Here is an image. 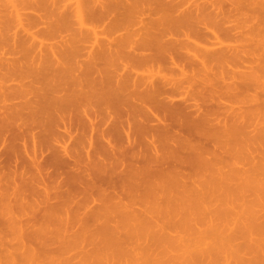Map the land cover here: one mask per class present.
I'll return each mask as SVG.
<instances>
[{
  "label": "rangeland",
  "instance_id": "1",
  "mask_svg": "<svg viewBox=\"0 0 264 264\" xmlns=\"http://www.w3.org/2000/svg\"><path fill=\"white\" fill-rule=\"evenodd\" d=\"M77 3H80L81 5L83 4L82 11H84L82 12V15L85 21V27L83 28L80 26L82 23L79 21L78 16H76L78 15L76 13ZM75 4L76 6L74 7L73 5ZM163 37L170 45L171 41H174L175 43L177 42L176 45H173L176 48L175 50L174 48H170L175 51V53H171L172 56H168L170 55V52H164L161 54V51L156 50L151 53L150 50V52L146 50V47L144 46L145 44L150 43V46L151 42L153 43V39L160 41ZM97 39L98 41L100 40V43L98 42L97 44L99 45L98 48L94 43V40ZM148 39H151V42ZM163 40L162 43L161 41L160 43H164V48L168 51V46L170 45L167 46ZM120 42H124V44L121 45ZM158 43L154 40L153 45ZM222 43L223 46H228V48L223 47L225 48L224 50L227 49L230 52L228 53L226 50L224 56L227 55V58H225L226 56H223L225 59L222 58L223 60H221L220 58V61L217 62L214 58V54L222 52ZM42 44L45 45L43 46ZM107 44H109L113 51H110L107 56H104L103 49H108L109 46L105 47L103 45ZM111 44L114 46L112 47ZM141 44L144 46L143 48H145L143 51H148L146 52L148 55L156 54L155 52L160 53L159 56L157 55L158 53L155 55L157 56V60L155 59L156 61L160 58V61H158L159 65L157 62L155 63L158 65L156 68L154 64L150 62H148V64L151 66H146L148 65L147 63L144 65L132 63L133 59L129 55L130 53L132 54V51L135 52V50H138L136 52H139L138 54L143 52L141 51ZM122 46H125L128 49H125V47L121 48ZM138 46L140 47L138 48ZM149 46H147V48H149ZM150 47L152 48V46ZM95 48L96 50H94ZM198 48H201L202 50ZM204 49L206 50L205 53L209 54L210 57L213 55L212 57L216 62L211 63L212 61L209 60L210 62L208 64H211L212 68H209V66H207L208 64H206V66H202L203 69L200 66L196 70L195 66V71L192 70L195 73H198L201 78L202 75L200 74L202 73L203 79L206 76H209L207 81L206 79L205 81L198 79L196 84L201 82V85L204 84V87H206L205 89L209 88L210 92L209 94L207 92L208 90H205L202 87L205 93H207L205 94L204 91L202 92V96L203 94L207 96L205 98L197 96V93H195L197 99L198 97H201V99H198L202 101L201 106L200 101L197 105L201 108L199 114L200 116L203 115V118L197 113L193 118L196 117L197 121L199 120L198 122L203 121L202 125L204 120L205 122L206 120L212 122H209V124L208 122H206L207 124L204 123L208 127L204 125L203 127L205 129L202 127L203 129L201 131L203 133L201 136L209 132V134H207L208 136L210 135V137L207 138V135H205L204 138L201 137L203 140L199 139L200 143L199 141L197 143L198 139L196 136L198 135L194 136L192 134L193 137H196L194 142L197 144L194 143L196 145H193L192 143L193 147H196L193 149L196 152L190 151L189 148H184L183 153L181 152V155L179 154L180 157L175 150H178L179 148L177 147L178 140L175 142V144L177 143L176 148L174 143L171 144L172 139L171 142L165 140L168 143H165L164 145L161 143L163 140L160 141L161 138L158 137L161 146L167 147L170 143L169 146L171 150L173 149L176 151V154H167V151H170V149L168 150L169 147H167L166 154H164L168 156L175 154L177 157L175 155V157L169 156L172 159L168 160L167 156V158L165 157V161H168L166 162L169 166L173 164V167H178L179 169H177V171L180 172L182 170L183 173L182 171L181 173L185 174V176L187 175L188 178L186 176L180 180L179 184L176 183L177 181H175V177L177 176L175 172H172L175 168L172 170V167H169L166 163L167 166L164 168H169L170 171L172 170L171 174L173 173V177H171L172 180L175 179V182L170 181L171 174L168 171V174L164 177L167 176L168 178L169 175L168 179L170 180L158 175L161 177H157L160 182H157V179L152 181L150 179V182L143 185L137 182L141 184V186H139V184L132 182L127 177H124L125 179H120L123 176H118L117 174L123 170L122 168L121 171L118 170L117 174L115 173L116 175H113L115 178L111 177L109 179L113 180L119 177L117 184L114 183L117 180L113 181V184H116L117 188L113 189L110 187L112 189H107L109 193L106 192V195L112 196V200L110 197L109 199L113 203L115 202L116 204H119V202L122 201V206L124 207L117 208L118 210H115L114 208H110V210L107 209L108 213L105 215L101 213V216L99 215L101 209H99L98 214L96 213V219L100 216V220H96L91 215L89 216L92 218L82 215H88V211L84 210L85 206L90 205L92 208V205H94L93 208L97 206L98 209V206H100L101 203L95 202L98 198L96 200L92 198L91 192L93 193L94 189H91V191L89 189L90 193L86 192V190H83L82 192L84 186H79L81 185L79 184L80 182L76 184L77 186L74 184V182H77L76 177L78 175L87 174L88 171V175L92 174V176L91 178H86L87 182H92V179L100 180V178L107 174L101 176L102 173L99 169H102V167L100 166L98 168V163H94L91 158L88 159L87 155H84L85 157L83 155V157H79V160H81L78 163L80 164L77 163L75 169H73L75 160L68 156H64V162L62 161L63 165L61 162L55 164L54 161H51L53 160L54 152L49 149L46 150L45 148V150H43L42 148L44 145L41 144L43 141H39V139H36L35 141L34 138L33 140L32 134H34L35 131L37 133L41 132L42 129L45 128L44 125L50 122L49 119H58V116L62 114L65 118L67 117L68 121H71L77 119V116H79L78 118L83 116L82 118L87 119V116L85 115L86 113L90 116H96V110H99L98 112L104 114L107 111H111L113 108H115L114 110L118 109V113L121 109L125 111V104L128 103L129 100L130 103H136L135 98L129 96V94L131 95L130 92L126 93V99L125 93H121L125 84H123L124 86L121 85L122 88L118 90V95L120 94L119 97L122 95L121 99L123 100L118 98V101H116L114 99L117 103L121 101L119 103L120 105L116 104V102L114 103V100L111 101V95L115 93L117 94V92H114L115 89L113 88H116L114 86H117V83H115L117 82L116 79H119L120 81V75L132 71V74L137 73L139 77L143 76L144 78H146L147 75L150 76L148 78H151V76L153 77L154 75L155 77L152 79H158L157 81L162 77L168 76L170 78L171 75L169 74L171 72L173 73L176 70L179 72V69L184 71V67L186 69L187 65L190 66V59L188 61L186 56L190 57L193 54H202ZM213 51H215V53H213ZM92 52H95V55L97 53L103 55V57L101 56L102 58L100 57L101 61L97 59V55V60L95 59L97 62L95 60V62H93L95 57L93 58V56L90 55ZM145 52L142 54H145ZM110 53L114 54L111 55ZM88 55H90V58L92 56L91 62V59H88ZM173 55L176 62L173 61ZM162 56H165V58L167 57L168 59H166L168 61L163 59L164 57L162 58ZM170 57L172 59H170ZM213 58H211V60H213ZM133 65L135 67L131 68ZM168 67L170 68V71ZM157 68L158 70L156 71ZM194 68L192 66L190 69ZM204 68H209L208 70H211L208 72V70H204ZM159 69L161 70V73L159 72ZM190 69L188 68L187 71ZM199 70L204 71L201 72ZM140 74L142 76H140ZM117 75L120 78H118ZM160 75L163 76L160 78ZM226 78L227 80H225ZM204 82L208 83L205 84ZM196 84L194 85L197 87ZM211 85H213V88ZM128 86H130V84H128ZM191 86L188 85L186 88L189 89L188 87ZM76 87L77 90L86 91V94L91 93V96L109 94V100L107 98L109 102L104 104L106 100H102V98L101 100L104 101L103 103H100L97 100L100 103L99 105L96 103V100H92L88 105L86 104L87 106L85 105L81 109L80 105L82 103L78 105L79 103L77 102L78 104H76L75 102L82 112L73 111L75 113L71 114L69 117L68 113H65V111L68 112L70 108H67L68 110H66L64 105L68 100L64 101L63 97L66 99L70 94L72 96L74 91L75 93H79V91L75 90ZM81 87H84V89L81 90ZM186 88L184 87V90L182 89L180 92H191V90L195 89L190 88L187 90ZM86 89L88 91L90 90V92H87ZM117 89L118 87L116 90ZM199 89H201V87H199ZM213 90L215 92H213ZM20 92H23L24 94ZM192 92L194 93L195 91L193 90ZM19 93L23 95H20ZM193 93L191 95H193ZM216 93L221 95L220 100L219 95L217 97ZM11 94L13 95L10 96ZM4 96L6 97L4 98ZM71 96L67 99L71 98L69 101L72 102L74 96L77 97V95L74 94L73 97ZM186 96L187 94L185 97ZM102 97H104V95ZM8 98H10V103ZM22 98L26 99H23L24 101H22ZM104 98H106V95ZM181 99L182 98H179L177 102H181ZM76 100L77 99L73 100V102ZM27 101H30L33 104L31 103L30 106L28 105L29 103L25 104ZM13 102L16 104H22V102H24V106L28 105L29 107L26 106L25 109L19 107L21 106L19 104V106H14L16 112L10 111L11 108L9 107L8 111L10 112H5V107L6 110L7 106H10L11 104L13 107ZM68 102L66 105L71 106V103L69 104ZM5 104L7 106H5ZM0 106V116L2 118L4 117V112L9 115L14 112V116L12 115L14 117L13 121H11L13 119L10 117L11 115L8 116L5 114V116H8H6L7 120L8 118L10 120L8 121L9 124L11 123L10 127L14 124L13 122H15V120L19 122L17 126H12L9 130L7 128L9 127L8 124L5 132L1 133L4 124H7V120L5 117V120L3 119L1 121L2 118L0 117V121L2 122H0V124L1 127H3H0L2 129H0V133L3 137L2 139L0 135V139L3 141L0 140V178H2V176L4 178L5 176L7 181L9 179L7 182L6 180L3 181L2 178L1 180L3 182H0L2 187L5 186V188L0 186L1 190L3 189L2 191L0 190V192H2L0 196L3 197H0V202H3L0 203V264H264V0H0ZM61 106L65 109L61 108ZM73 107L75 108V105H72L70 111ZM182 108L184 110L186 106H183ZM140 110L142 109L140 108ZM148 110L149 109H147L146 114V110L141 111V113H144L141 114L144 117H142L143 120H145V117L148 118L149 115H153V113L151 114L152 110L151 112ZM188 111H191L190 113H192L195 112V109ZM188 111L186 110L187 113ZM138 112L136 113L138 114ZM16 114L17 117L15 118ZM122 114L124 115L123 111ZM139 114L137 115L138 121L135 119V114L132 118L134 120L131 121L129 126L127 125L128 127L126 126V129L129 127L133 128L136 134V131H138L136 129H139L138 133L140 134V128H138L137 125L142 121L139 120ZM112 115L114 116H112V120L110 119V121H108V126H110L111 121L117 119V115ZM206 115H210L214 120L211 119V117L208 118ZM124 116H126V114ZM125 118L124 121L127 120H125ZM193 118H190L191 123L193 120L196 121V119ZM55 119H53L55 122L58 121ZM34 120H36V122ZM53 120L50 124L53 126L55 124L53 128L51 127L54 130L57 129V125L56 123H53ZM26 121H28V123H24L22 128L19 129L21 124H23L22 122ZM167 121V123L164 122V124L161 123V125H170V128L173 125L174 127L170 130V136H166L168 139L182 137L180 139L181 142H185V140H183L184 138H186V141L187 138L189 141L193 139L192 136L190 137L191 132H189V129L187 128V124L189 125V123L186 124L187 120L184 121V125H186L185 127L177 126L179 123L174 125L176 122L174 120L173 124H171L172 119L170 122V119L167 118ZM43 122L45 123L44 125ZM36 124L39 126L37 127ZM50 124L48 125L50 126ZM192 124H194V122ZM32 125L34 128L37 127L38 131L35 130L31 134L30 131L32 130ZM60 125L63 124L61 123ZM40 127L42 128L41 131H39ZM29 128L31 130H28ZM191 128L194 129V126ZM24 129L25 131L27 129V132L29 131L28 134L30 133L29 136L31 137L26 135L29 139L23 135L25 133ZM203 130H205L206 133H204ZM14 131L16 132L14 133ZM27 132L25 134H27ZM152 132H150L151 135H149L151 141L152 138H154V132ZM21 133L22 135L20 136H24L22 139L21 137L18 138ZM144 133L145 132L142 131V135L139 136L143 139H140L139 137L136 138L138 139V145L143 144V146H146L144 144H147V146L144 147L146 151L151 142L148 139V134L150 133ZM219 133L221 134V138H218L220 135ZM116 134L118 135L114 134V136L117 138L119 147L121 148V146H123L128 149L130 144H127V138L124 134L122 135L120 133V136H124L121 137L120 140L119 133ZM139 134H137V136ZM143 134H147V137H142L144 136ZM159 134L163 136V131L159 132L158 135L155 134V138L160 136ZM164 135H166V133ZM132 136L134 135L132 134ZM216 137L218 138V144ZM25 138L28 140H25ZM134 139L135 138H133V140ZM137 139H135V141ZM122 140L124 142H122ZM201 141L206 147H203L204 145ZM24 142H27V144L29 143L30 145L27 146ZM34 142L37 145H35ZM69 143L71 144V142H68L67 144L70 145ZM98 144L99 147L100 144L102 146V144H106V142L100 141ZM134 144H136V142ZM68 145L65 146L68 147ZM157 145H159V143ZM18 146L20 148H18ZM201 146L205 150L208 146L209 149H207L209 151L203 150ZM14 147L20 155L14 150ZM197 147H199L198 149L201 150V153H207L204 155V157H207L205 159L216 164L217 169L213 164V169L210 167L212 171L206 169V165L204 166L205 168L202 165L198 166L199 164L197 165L198 169L195 167V164L197 163L191 159L195 157L194 153L199 155ZM180 148L179 150L182 151ZM35 149L36 154H39L37 157ZM38 149H41L43 152L41 150L37 152ZM73 150L74 147L73 149L70 147V151ZM130 150L131 147L127 150V154L124 155L121 153L123 156L119 154V157H121L120 161L113 164L114 168L119 167L123 160L124 162L125 160L127 162L130 160L131 162L135 161L136 158L133 157V154L131 152L129 154L128 152ZM173 150L172 152H174ZM15 151L17 156L13 153ZM28 151L29 154L31 153L30 155L28 154ZM32 151H34V153ZM123 151L125 150L123 149ZM148 152L147 154H144L153 157L151 151L149 153L151 155H149ZM161 152L163 151L161 150ZM209 152L210 156L208 155ZM33 154L36 159L39 158L38 160L40 163H31L34 162L33 160L31 161V159L35 158L33 157ZM131 157L132 159L134 158V160H132ZM175 158H178L177 160L181 158V161L179 160L176 162L174 160ZM140 160L141 159L139 158V161ZM137 161L138 160L136 159L135 162ZM174 161L176 162L175 164ZM192 162H195V164L192 165ZM30 164H32V169L29 167ZM127 165L125 164V166ZM27 166L28 170L30 169V172L25 170ZM34 166L38 167V169ZM145 166H147V164L144 165V163H142V167L144 168ZM153 166L154 164H152V167ZM40 167L42 168L39 169ZM111 168L112 166L110 169ZM146 168L147 167L144 169ZM40 170H44V172H41ZM23 171L29 174L34 173L31 175L33 178L27 175V177H25L26 173L24 174ZM109 171L111 170L108 169L107 172ZM41 173L43 174L40 176ZM35 174H37L36 177H34ZM95 176H99L100 178H94ZM12 177L17 181L15 180L14 182ZM34 179H36V181ZM33 180L38 183V186L37 184L35 185V183L33 184ZM43 180H45V183H42ZM120 180H123L122 184H119L121 183ZM181 181L182 183H185L182 184ZM23 182L28 183L24 184ZM111 182L112 181H109V185L105 187L108 188ZM162 182H164V184ZM17 183V186H10L11 184L15 185ZM47 183L48 185L50 184L54 190L50 186L45 185ZM100 183L101 182L98 183V187H100ZM154 183H156V185ZM147 184H150V186ZM54 185L56 187H54ZM154 185L157 187H151ZM46 186L52 190L51 196L49 195L50 190L45 191ZM59 186L60 189L62 188V192H67L68 189V191L71 190L74 196L71 194V196H73L70 198L71 200H59V202L57 199H54L55 201H51L53 205L56 203V206H60L63 202L64 205L67 204V207L66 205L64 207L65 210H62L63 213L59 210L61 208L63 209V207L59 206V208H55L56 210L54 209L56 213L53 209L47 211L46 208L50 207L49 205H52L47 196L55 198L57 196L55 194L59 193L57 190L60 191ZM72 186L74 190L71 189ZM10 187H14L13 190L10 189ZM17 187V190H19L20 193L16 190ZM30 187H32V189ZM26 188H29L28 191L33 192V194L26 191ZM33 188L36 189L37 192L42 189L39 193L44 197H40L41 195L36 193V190ZM75 188L77 193L75 192ZM23 189L26 192H24ZM95 189L97 190V188ZM114 190L116 191L114 192ZM153 190H157V192H154ZM12 191L16 193L14 194ZM27 192L29 195L32 194L33 196L30 195V197L27 198L29 196L26 194ZM46 192L48 195L44 194ZM94 192L96 193V191ZM34 195L36 198L40 195L37 198L38 201L35 199ZM97 195L94 196L97 197ZM19 196L24 199L26 197L27 200H23ZM77 196L81 197L78 198ZM115 196H119L117 197L118 199H113ZM33 197L34 201H30ZM45 197L47 198L45 199ZM107 197L108 196L105 198ZM39 198H41L40 202ZM73 198H76V200ZM90 199H93L94 202ZM82 200H85L88 203L84 202V205ZM19 201L22 204L19 203ZM36 201L41 204L44 203V205L37 208L35 206L37 204ZM47 201L49 203H47ZM79 201H82V205L77 206ZM31 202H33L32 206ZM13 203L16 204V206ZM69 204L73 207L70 208ZM32 207L36 210L30 209ZM16 208H18L17 211ZM70 209L72 213L68 212ZM74 209L75 211L77 210V213L75 211L73 212ZM66 210L70 216H67ZM79 210L80 212H78ZM20 211L27 212V215H24L25 213L21 212V216ZM16 212L18 215L20 214L19 217L22 219L18 217ZM57 212L58 215H56ZM75 213L80 216L81 219H79V217L77 218ZM72 214L75 217H73ZM23 215L25 216L24 218ZM16 216L18 218H16ZM67 217H71L72 219H68ZM83 217L85 218L84 220H82Z\"/></svg>",
  "mask_w": 264,
  "mask_h": 264
},
{
  "label": "bare ground",
  "instance_id": "2",
  "mask_svg": "<svg viewBox=\"0 0 264 264\" xmlns=\"http://www.w3.org/2000/svg\"><path fill=\"white\" fill-rule=\"evenodd\" d=\"M79 1V0H78ZM81 4L80 3H77V6H76V4L75 5H73L74 7L76 6V13L78 14V15H76V16H78V18H79V21L82 23V25H80V26H82V28L83 27H85L84 25H85V21H84V19H83V15H82V12L84 11H82V6H83V4L80 6ZM72 8V7H71ZM73 9V8H72ZM73 11H75V10H73ZM18 15V14H17ZM22 16V15H21ZM82 16V17H81ZM20 18V17H19ZM18 18V19H19ZM80 23V24H81ZM86 27H87V25H86ZM85 29V28H84ZM152 39V38H151ZM151 39L149 40L150 42H151ZM164 39V40H163ZM163 39H160V41H161V43H162V40L165 42V44H167V46L168 45H170L169 44V42L167 43V41H165V38L163 37ZM154 40H155V42H159L158 44H155V45H153V43H154ZM157 39H153L152 41H153V43L151 42V45L150 46H152V48L149 46V44H145L144 46L146 47V50H150L151 51V53H152V51L154 52V51H161L162 53L161 54H163L164 52H170L169 54L170 55H168V56H172V54L171 53H175V47L173 46V45H176V43L174 42V41H171L170 43H171V45H172V47H171V45L170 46H168V48H169V50L168 51H166L165 50V46H164V43L163 44H161L160 43V41H156ZM95 42V45L97 46V48H98V46L99 45H97L98 44V42L100 41H98V39L97 40H94ZM97 41V42H96ZM147 41V40H146ZM100 43V42H99ZM121 43V42H120ZM144 43V42H143ZM142 43V44H143ZM173 43V44H172ZM101 44H102V42H101ZM124 44V42L123 43H121V45H123ZM142 44H141V46H142ZM159 44H161V45H159ZM221 44V43H220ZM219 44V45H220ZM43 45V44H42ZM45 45V44H44ZM43 45V46H44ZM119 45V44H118ZM149 46V48H147V46ZM158 45V46H157ZM163 45V46H162ZM217 45V44H216ZM218 45V46H219ZM103 46H109V44H107V45H103ZM111 46H112V44H111ZM114 46V45H113ZM112 46V47H113ZM117 46V45H116ZM135 46H136V44H135ZM144 46H142V48H141V51H143L145 48H143ZM153 46H155V47H153ZM125 46H122L121 48H124ZM140 46H138V48H139ZM222 48L223 47H226V48H228V46H223V43H222V46H221ZM170 48H174V50L173 49H170ZM220 48V47H219ZM222 48H220V49H222ZM112 48L109 46L108 47V49H103V54H104V56H107V54H109V52L111 51H113V50H111ZM125 49H128L127 47H125ZM198 49H201V48H198ZM225 48H223L222 49V52H219V53H217V54H214V58H215V60L218 62V61H220V58H221V60H223V59H225V58H227V55H225L224 56V52L227 50H224ZM94 50H96V48L94 49ZM135 50V49H134ZM140 50V49H139ZM165 50V51H164ZM172 52H171V51ZM202 50V49H201ZM215 50H219V49H215ZM121 51H122V49H121ZM120 51V52H121ZM138 51V50H137ZM136 50H135V52H133L132 51V54L130 53V57H132V59H133V61H132V63H135V64H137V63H139V64H142V65H144V64H148V62H150V63H153L154 64V66H155V68L159 65L158 64V61H160V58L158 59V61H156L157 60V56H155L158 52H155L156 54H150V55H148V54H146V52H148V51H143V52H141L140 54H138V53H136L137 52ZM149 51V52H150ZM205 49H204V52H202V54L200 53L199 55H191L190 57H187L186 56V59H188V61H189V59H190V61H189V63H191V64H189L190 66H188L187 65V67L190 69L192 66H193V68L196 66V70H197V68L198 67H202V66H206V64H208L210 61H212L211 63H213V62H216L215 60H214V58L212 57L213 55H211V57L209 56V54H207V53H205ZM210 51V50H209ZM232 51V50H231ZM100 52H101V49H100ZM145 52V54H142V53H144ZM226 52H230V51H226ZM123 53V52H122ZM134 53H135V55H134ZM196 53V52H195ZM213 53H215V51H213ZM223 53V54H222ZM94 54V55H93ZM111 54V53H110ZM112 54H114V53H112ZM111 54V55H112ZM117 54H118V52H117ZM125 54V53H124ZM159 54L160 53H158L157 55L159 56ZM220 54H222V55H220ZM90 55H92L93 56V62H95L97 59L99 60V61H101V58L103 57V55H99L98 53L95 55V52H92V53H90ZM90 55H88V59L90 58ZM98 55V56H97ZM127 55H128V53H127ZM175 55V54H174ZM174 55H173V61L174 62H176L175 60H174ZM216 55V56H215ZM92 56H91V60H90V62L92 61ZM96 56L98 57L97 59H96ZM102 56V57H101ZM125 56H126V54H125ZM223 56L225 57V58H223ZM101 57V58H100ZM128 57V56H127ZM164 57V58H163ZM100 58V59H99ZM162 58L163 59H166L165 58V56H162ZM161 58V59H162ZM211 58H213V60H211ZM218 60H217V59ZM223 58V59H222ZM230 58L232 59V57L230 56ZM96 59V60H95ZM156 59V60H155ZM168 59V58H167ZM166 59V60H167ZM170 59H172L171 57H170ZM95 60V61H94ZM131 60V59H130ZM210 60V61H209ZM152 61V62H151ZM168 61V60H167ZM92 62V63H93ZM97 62V61H96ZM157 62V64L158 65H156L155 63ZM173 62V63H174ZM161 64V63H160ZM172 64V63H171ZM170 64V65H171ZM150 64H148V65H146V66H149ZM167 65V64H166ZM173 65V64H172ZM175 65H176V63H175ZM151 66V65H150ZM153 66V67H154ZM168 66V65H167ZM174 66V65H173ZM207 66H209V68H212L211 66V64H208ZM133 67H135L134 65L131 67V68H133ZM186 67V69H185V67H184V71H181L180 69H179V72H178V70H176V71H174L173 73L175 74H173L172 72L169 74V75H171L170 76V78L167 76V77H162L163 75H160V78L161 79H159V81H157L155 78L154 79H152L153 77H155L154 75H153V77L151 76V78H148V77H150L149 75H147V77L146 78H144L141 74H140V76H142V77H139L138 75H137V73L136 74H132L133 72L132 71H130V72H128V73H124V74H122V75H120V77L118 76V78H120V81H119V79H116L117 78V76H116V80H117V82H115V83H117L116 85L117 86H114V87H118V89L116 90V88H113V89H115V91L114 92H117V94L115 93V94H113V95H111V101L112 100H116V101H118V98H120V100H123V99H121V96L119 97V95H118V90H120V88H122L121 87V85H123V84H125V87H123V90H122V94H124L125 93V95H126V93H131V95L129 94V96L130 97H133V98H135V100H136V103H130V100H129V102L128 103H126L125 104V102H124V104L126 105H124L125 106V111L124 110H122L123 112H124V115L126 114V116H124L123 114H122V111H121V113H120V111H119V113H118V109L117 110H114L115 108H113L112 110H114V111H107L105 114L104 113H100V112H98L99 110H96L97 112V115L96 116H94V115H92V116H90V115H87V113L86 112H84V113H86L85 115L87 116V119H84V118H82V117H80V118H78L79 116H77L76 118L77 119H75V120H71V121H68L67 120V117L65 118L64 116H63V114L62 115H60V116H58V117H56V118H58V119H55V118H53V119H55V120H58V121H54L53 119H49V121L50 122H48V120H47V122H48V124H50L51 122H52V120L54 121L53 123H56V127H57V129H52L54 126H55V124H54V126L53 125H51L50 124V126L48 125V124H45L44 122H43V125L45 126V128L44 129H42L41 127H40V130L39 131H41V129H42V131L41 132H36L35 130H37L38 131V126L40 125L39 123V125L38 124H36L37 125V127H35L34 128V126L32 125L31 126V128H32V130L29 128L28 130H31L30 132H31V134L34 132V134H32V139L34 138L35 139V141H36V139H39V141H43V143L41 142V144H43L44 146H43V150H47V149H49V150H52L53 152H54V155H53V160H51V161H54V163L55 164H58V163H62V165H63V158H64V156H68V157H70L71 159H73V160H75L74 162H75V164H74V168L73 169H75V166L77 165V163L81 160H79V157L81 158V157H83L84 155H87V157H88V159H92L93 160V162L94 163H98L97 164V166H98V168L101 166L102 167V169H99V171L102 173V175L101 176H103V175H105V174H107L106 176H103L102 178H100L99 176H95L94 178H96V177H99L100 178V180H96V179H92V182H94V183H92V182H87V179L86 178H88V177H90L91 178V176H92V174L91 175H88L89 174V172L87 171V174H82V175H76L77 177H76V179H77V182H74V184L76 185L78 182H80L79 184H81V185H79V186H84V188L82 189V192H83V190L85 191L86 190V192H88V193H90L89 192V189H90V191H91V189L93 190V193L91 192V196H92V198H94V200H96L97 198V200L95 201V202H100L101 204H100V206H98V209H97V206H95L94 208H93V206L94 205H92V203L90 202V204L92 205V208L90 207V205H88V206H85L84 207V202H86L85 200L83 201V207H84V210H87L88 211V215H86V214H82V215H85V217H88L89 215H91L93 218H97V214H98V210L99 209H101L100 210V213H99V215L101 216V213L102 214H106V213H108V210L107 209H109L110 210V208L112 209V208H114L115 210L118 208H122V207H124V206H122L123 205V203H122V201H120L119 202V204L117 203H113V202H111V197L112 196H110V195H106V192L107 193H109V191L107 190V189H109L110 187H112L113 189H115V188H117V183H118V178L117 179H113V180H109L111 177L112 178H115V177H113V175L116 173L117 174V172H118V170H120L121 171V169L123 168V170L121 171V172H119L117 175L119 176V175H121V176H123L122 178H120V179H123L124 177H127V178H129L132 182H139V183H141L142 185L143 184H145V183H148V182H150L149 180L151 179V181L152 180H156L157 179V177L158 178H161V177H163V178H166V179H168L169 178V175H168V178H167V176L166 177H164L165 175H167L168 174V171L170 172V174H171V171L172 170H174V168H175V170L177 171V169H179L178 167H173V164L172 165H170L169 166V164L165 161V159L167 158V156L168 155H165L166 154V148L167 147H169L168 148V150L170 149V151H167V154H171V153H175L176 154V151H177V154L179 155H181V152L183 153V151H184V148L185 149H188L189 148V150L190 151H194V152H196L195 150H193L194 148H196V147H193V145H196L197 143H198V141H199V139H202L201 137H203L204 138V136L205 135H207V138L208 137H210V135L208 136V134H209V132H205V130H203L204 131V133H206L205 135H202L201 136V134H203L201 131H202V129L204 128L203 126L204 125H206L207 123L206 122H208V124H209V122H211V121H209V120H206V122H205V120H204V123H206V124H204L203 123V125H202V122H198L197 121V119H196V117L195 118H193L194 116H195V114L197 113V114H199L200 113V111L199 110H201V108H199L200 106H201V100H198V99H201V97H207V96H205V94H207V93H205V91H204V89L206 88V87H204V84H202L201 85V82L200 83H197L196 84V82H198L197 80L198 79H200V80H202V81H205V79H206V81H207V79L209 78V76L207 77H205L204 79H203V74L201 73L202 71H204V70H208L209 68H204V70H199V71H201L200 73V75H202V78L199 76V74L198 73H195L194 71H195V68L194 69H190V70H188L187 71V68ZM152 68V67H151ZM159 68V67H158ZM158 68L156 69V71L158 70ZM160 68H161V66H160ZM168 69H169V71H170V68L168 67ZM182 69V68H181ZM200 69V68H199ZM202 69H203V67H202ZM172 70H174V69H172ZM192 70H194V71H192ZM211 70V69H210ZM210 70H208V72L210 71ZM214 70V69H213ZM192 71V72H191ZM159 72L161 73V70L159 69ZM176 72V73H175ZM197 72V71H196ZM208 72H206V73H208ZM205 73V72H204ZM213 73V72H212ZM173 74V75H172ZM210 74H211V72H210ZM210 74H206V75H210ZM124 75V76H123ZM174 76V77H173ZM171 77H173V78H171ZM230 79V78H229ZM225 80H227V78L225 79ZM209 81V80H208ZM229 81V80H228ZM119 82V83H118ZM114 83V84H115ZM192 83H194V84H196L197 85V87L194 85V84H192ZM205 84H207L206 82H204ZM128 84H130V86H128ZM188 85H192L191 87H188L189 89L190 88H192L193 87V85H194V87L193 88H195V89H193L195 92L193 93L192 91L193 90H191V92L193 93V95H191L192 93L189 91H183V93H181L180 91H182V89L184 90V87L186 88V86H188ZM120 86V87H119ZM124 86V85H123ZM201 87V89H199V87ZM206 86V85H205ZM215 86V85H214ZM78 87V86H77ZM77 87H76V91H79V93L78 92H76L75 93V91H74V93L72 94V96H71V92L69 93L70 95L69 96H71V97H73V95L75 94V95H77V97L76 96H74V98H73V100H75V99H77L76 101H74L73 102V100H72V102L71 101H69V100H71V98H69V99H67L69 96H67L66 97V99H64V97H63V100L64 101H67L69 104L71 103V106H68V105H66L67 104V102H62L61 100V102L62 103H64V105H65V108H66V110H68L67 108H70L71 109V107H72V105H75V108L73 107V109L70 111V109H69V111L68 112H66L65 111V113H68V115H69V117H70V115L71 114H74L75 112H78V111H81L80 109L81 108H83L86 104L88 105L89 103H90V101H92V100H96V103L97 104H99L100 105V103H103L104 101H102V100H106L105 102H104V104H107L109 101V97H110V95L109 94H103L104 95V97H105V95H106V98H104V97H102L103 95H100V96H98V95H94V96H91V93H85L86 91H80V90H77ZM204 89H203V88ZM211 87L213 88V85H211ZM229 87V86H228ZM125 88V89H124ZM84 89V87L82 88L81 87V90H83ZM88 89V88H87ZM86 89V90H87ZM112 89V90H113ZM187 89V88H186ZM189 89H187V90H189ZM199 89V90H198ZM111 90V91H112ZM205 90H208L207 92L210 94V92H209V88L208 89H205ZM212 90V89H211ZM198 91V92H197ZM204 91V93L205 94H203V96H202V92ZM24 92V91H23ZM23 92H20V93H23ZM73 92V91H72ZM82 92V93H81ZM84 92V93H83ZM87 92H90V90L88 91L87 90ZM114 92H112V93H114ZM124 92V93H123ZM213 92H215L214 90H213ZM19 93V94H20ZM81 93V94H80ZM195 93H197V96H201V97H198V99H197V96H196V94ZM18 94V93H17ZM24 94V93H23ZM23 94H20V95H23ZM78 94H79V98H78ZM187 94V96L185 97V95ZM217 94V93H216ZM13 94H11L10 96H12ZM19 95V96H20ZM93 95V94H92ZM118 96V97H116V96ZM124 95V96H125ZM195 95V96H194ZM218 95H219V100L221 99V95L220 94H217V97H218ZM96 96H97V98H99V99H97L96 98ZM115 96V97H114ZM128 96V97H129ZM6 96H4V98H5ZM15 97V96H14ZM18 97V96H17ZM16 97V98H17ZM114 97V98H113ZM196 97V98H195ZM210 97V96H209ZM215 97V96H214ZM13 98V97H12ZM103 98V99H102ZM107 98H108V100H107ZM127 98V95H126V97H125V99ZM179 98H182L181 99V102H177V100H179ZM211 98V97H210ZM17 99H19V98H17ZM23 99H26V98H22V101H24ZM62 99V98H61ZM102 99V100H101ZM131 99V98H130ZM100 102H98V101ZM113 101L114 103L116 102V101ZM119 100V101H120ZM205 100V99H204ZM214 100V99H213ZM6 101V100H5ZM8 101H9V103H10V98H8ZM7 101V102H8ZM111 101H110V103H111ZM128 101V100H127ZM199 101H200V106L199 105H197V104H199ZM222 101V100H221ZM221 101H220V103H221ZM75 102H76V104H78V105H80L81 103V105H80V109H79V106L78 105H76L75 104ZM78 102V103H77ZM112 102V103H113ZM121 102V101H120ZM119 102V103H120ZM132 102V101H131ZM195 103V105H194V103ZM198 102V103H197ZM214 102V101H213ZM24 102H22V104H20L21 106H19V104H16L15 102H13V107H12V104L10 105V104H8V105H10V106H7L6 104H5V106H7V110H6V107H5V112H10V111H14V112H16V110L14 109V106H19V107H22V108H25L26 109V106L27 107H29L30 106V104L32 103V102H25V104H27V103H29L28 105H26V106H24V104H23ZM119 103H117L116 102V104H119ZM123 103V102H122ZM130 103V104H129ZM190 103V104H189ZM192 103H193V105H192ZM217 103V102H216ZM3 104V103H2ZM33 104V103H32ZM61 104V103H60ZM115 104V105H116ZM218 104V103H217ZM23 105V106H22ZM86 105V106H87ZM110 105V104H109ZM114 105V106H115ZM120 105V104H119ZM66 106H68V107H66ZM112 106V105H111ZM183 106H186V108H184V110H183ZM1 107V106H0ZM8 107L9 108H11V109H14V110H11L10 109V111H8ZM77 107H78V110H77ZM122 107V106H121ZM4 108V107H3ZM3 108H2V110H3ZM16 108H18V107H16ZM61 108H64L63 106H61ZM64 108V109H65ZM100 108V107H99ZM140 108L142 109V110H146L145 111V114H146V112H147V109H149L148 111H150L151 112V110H152V112H151V114L153 113V115L152 116H150L149 115V119L147 118V117H145V120H143L142 119V117H143V115H141L142 113H141V111L142 110H140ZM199 108V109H198ZM110 109H111V107H110ZM124 109V108H123ZM133 109H135V110H133ZM137 109V110H136ZM140 111H139V110ZM188 111V110H192V109H195V112H192V113H190L189 111H188V113L186 112V110ZM196 109H198V110H196ZM77 110V111H76ZM108 110V109H107ZM73 111H75V112H73ZM140 112V114H139V112ZM4 112V117L2 118L1 116V121L8 115V116H10V117H12L13 119L11 120V121H13L14 120V112L11 114L10 113V115L9 114H7V113H5ZM73 112V113H72ZM82 112V111H81ZM114 112V113H113ZM136 112H138V114H139V120H142L141 122H143V123H141L140 122V124H138V125H140V126H138L137 125V127L138 128H140V134L138 133L139 132V129H136V130H138V131H136L137 132V134H139L138 136H137V134L134 132L135 130H133V128H128V129H126V126L128 125H130V123H131V121L132 120H134V119H132L134 116H135V114H136V116H135V119L137 120L138 119V114L136 113ZM209 112V111H208ZM135 113V114H134ZM5 114H7L6 116H5ZM76 114H78V113H76ZM112 114H115V116L117 115V119H115L114 121H111L110 122V126H108V121H110V119L112 120V116H114V115H112ZM122 114V115H121ZM144 114V113H143ZM150 114V113H149ZM188 114V115H187ZM210 114V113H209ZM13 115V116H12ZM19 115V114H18ZM79 115V114H78ZM82 115V114H81ZM7 116V117H8ZM141 116V117H140ZM145 116V115H144ZM199 116H200V114H199ZM206 116H208V118H210L211 116L210 115H206ZM7 117L5 118L6 120H7ZM17 117V114H16V116H15V118ZM125 117H127V118H125ZM201 118H203V115L202 116H200ZM124 118H125V120L126 121H124ZM144 118V117H143ZM167 118H169L170 119V122H171V119H172V122H171V124H173V122L174 121H176L175 123H174V125H176L177 123H181L180 125L179 124H177V126H179V127H182V126H186V125H184L185 124V122L184 121H186L187 120V122H186V124L187 123H189V125L187 124V128L189 129V132H191L190 133V137L192 136V140L191 141H189V139L187 138V141H186V138H184L183 140H185V142H181L180 141V139L182 138V137H180V138H177V137H175L176 138V140H175V138H167L166 136H170V130H172V127H173V125H172V127L170 128L169 126L170 125H164L163 126V124H164V122H168L167 121ZM188 118H189V120H188ZM193 118V119H196V121H194L193 120V122H194V124H192L191 123V119ZM207 118V119H208ZM4 119V120H5ZM182 119H186V120H182ZM211 119H213L212 117H211ZM210 119V120H211ZM45 120V121H46ZM174 120V121H173ZM180 120H182V121H180ZM203 120V119H202ZM214 120V119H213ZM0 121V122H1ZM8 121H10L9 120V118H8V120H7V124L5 125L4 123V128L3 127H1V124H0V127L1 128H3V130H2V132L1 133H4L5 132V130H6V127L8 126V124H9V122ZM29 121H33V120H29ZM35 122H36V120H34ZM138 121V120H137ZM178 121H180V122H178ZM201 121V120H200ZM16 122V123H15ZM15 122H13L14 124L12 125L13 127H15V125L17 126L18 125V121H16L15 120ZM113 122V123H112ZM215 122V121H214ZM214 122H213V124H214ZM2 123V122H1ZM23 124H21V126L19 127V129L20 128H22V125H24V123H28V121H26V122H22ZM58 123V124H57ZM63 124V125H60V124ZM134 123H135V121H134ZM137 123H139V122H137ZM161 123H163L162 125H161ZM212 123V122H211ZM11 124V123H10ZM10 124H9V127H7L8 128V130H9V128H11L10 127ZM150 124H155V125H150ZM212 124V125H213ZM26 125V124H25ZM47 125V126H46ZM192 125V126H191ZM41 126H42V124H41ZM127 126V127H128ZM190 126V127H189ZM194 126V129L193 128H191V127H193ZM207 126V125H206ZM24 127V126H23ZM29 127H30V125H29ZM52 127V128H51ZM118 127H119V129H118ZM136 127V128H137ZM144 129H143V128ZM203 127V128H202ZM208 127V126H207ZM206 127V128H207ZM17 128V127H16ZM25 128V127H24ZM174 128V127H173ZM211 128V127H210ZM13 129H15V128H13ZM59 129V130H58ZM115 129H116V131H115ZM143 129V130H142ZM181 129V128H180ZM205 129V128H204ZM213 129H214V127H213ZM213 129H211V130H213ZM217 129V128H216ZM18 130V129H17ZM16 130V131H17ZM183 130V129H182ZM211 130H209V131H211ZM16 131H14V133L16 132ZM131 131V132H130ZM148 132V133H150V132H152L154 135L156 134V135H158V133L159 132H161V131H163V136L161 135V134H159L160 136H157L156 138H161V140L158 138L157 140H155L156 138H155V136L153 135V137L155 138H152V141L150 140V138H149V135H151V133L150 134H148V139L150 140V146H149V148L145 151V149H144V147H146L147 146V144H144V145H146V146H143V144L141 145V144H137L138 143V137L140 136V135H142L141 134V132ZM156 131H158V132H156ZM175 131V130H174ZM207 131V130H206ZM218 131H219V129H218ZM21 132V131H20ZM24 132L26 133L27 132V129H26V131H25V129H24ZM24 132H22V133H24ZM29 132V131H28ZM28 132H27V134H23V135H28V137H31V136H29L30 135V133L28 134ZM188 132V133H189ZM214 132V131H213ZM1 133H0V135H1ZM22 133L21 134H19V137H18V135H17V137L18 138H20L21 136L20 135H22ZM116 133H119V140L121 139V137H126L127 138V144L129 145L130 144V147H131V150L130 151H128L129 152V154H130V152L133 154V157H135L138 161L137 162H135L136 161V159H135V161H133V162H131V160L130 161H126L125 160V162H124V160L121 162V165L119 166V167H117V168H114L113 166V164H115V162L117 163L118 161H120V158L121 157H119V154L121 155V153L122 154H127V150L130 148L129 146V148L127 149V147H123V146H121V148L119 147V143L117 142V138H115L116 136H114V134L115 135H118V134H116ZM120 133L123 135L124 134V136H120ZM144 133V134H145ZM166 133V135H164ZM173 133V132H172ZM187 133V134H188ZM216 133V132H215ZM18 134V133H17ZM132 134L134 135V136H132ZM143 134V135H144ZM194 136H196V135H198V136H196L197 137V143L196 142H194V140H196V137H193V135ZM211 134V133H210ZM217 134V133H216ZM220 134V133H219ZM218 134V135H219ZM4 135V134H3ZM213 135V134H212ZM211 135V136H212ZM5 136V135H4ZM16 136V135H15ZM165 136V137H164ZM172 136V135H171ZM217 136V135H216ZM221 136V134L219 135V137L218 138H221L220 137ZM1 137H2V135H1ZM22 137H24V136H22ZM22 137H21V139H22ZM27 136H26V138H28ZM137 137V138H136ZM142 137H147V134L146 135H144V136H142ZM164 137V138H163ZM189 137V138H190ZM25 138V140H28V139H26ZM114 139V141H113V139ZM133 138H135V139H137L136 141H135V139L133 140ZM140 138V137H139ZM163 138V139H162ZM218 138L216 137V139H217V144H218ZM2 139H3V137H2ZM2 139H0L1 141H2ZM33 139V140H34ZM40 139H42V140H40ZM140 139H143V138H140ZM154 139V140H153ZM171 139H172V143L171 144H173L174 143V145H175V147H176V144H177V147H181L180 149H182V151L181 150H179V148H178V150L177 149H175L174 147V149L176 150H173L174 152H172V150H171V148H170V146H169V144L167 145V147L165 146H161V143L162 144H164L165 145V143H168V142H171ZM206 139V138H205ZM18 140V139H17ZM16 140V141H17ZM24 140V139H23ZM24 140V141H25ZM106 140V141H105ZM118 140V141H119ZM123 140H126V139H123ZM122 140V142H124ZM148 140V141H149ZM162 141L161 143H160V141ZM165 140H169L168 142H166ZM177 140H178V142H177ZM203 140V139H202ZM38 141V140H37ZM100 141H103V142H106V144H102V146H101V144H100V146L98 147V142H100ZM157 141H159V142H157ZM165 141V142H164ZM3 142V141H2ZM18 142V141H17ZM28 142V141H27ZM27 142H24V143H26L25 145H30L29 143L27 144ZM68 142H71V144L70 145H68L67 143ZM120 142V141H119ZM136 142V144H134ZM140 142V141H139ZM175 142H177L176 144H175ZM181 142V143H180ZM35 143V142H34ZM159 143V145H157ZM184 143V144H183ZM192 143H193V145H192ZM194 143H196V144H194ZM199 143H200V141H199ZM201 143H203L202 141H201ZM39 144H40V142H39ZM41 144H40V146H41ZM125 144V143H124ZM35 145H37L36 143H35ZM55 145H57V146H54ZM65 145H68V147L67 146H65ZM121 145V144H120ZM122 145H123V143H122ZM138 145V146H137ZM181 145V146H180ZM192 145V146H191ZM203 145H204V143H203ZM202 145V146H203ZM214 145H215V143H214ZM26 146V147H27ZM159 146H161V147H159ZM173 146V145H172ZM198 146V145H197ZM201 146V147H202ZM16 147V146H15ZM14 147V148H15ZM26 147H25V149H26ZM38 147V146H37ZM70 147H72V149H73V147H74V150L73 151H70ZM176 147V148H177ZM193 147V148H192ZM201 147H200V149H201ZM203 147H206V145H204ZM202 147V148H203ZM13 148V149H14ZM18 148H20L19 146H18ZM35 148H36V146H35ZM45 148V149H44ZM164 148V149H163ZM199 147H197V149H198ZM207 148H208V146H207ZM206 148V150L207 151H209L208 149ZM27 149H28V147H27ZM123 149L125 150V151H123ZM127 149V150H126ZM192 149V150H191ZM11 150V149H10ZM14 150H16L17 151V149L15 148ZM13 150V151H14ZM32 150V149H31ZM41 149H38L37 150V152H39ZM63 151V153H66V154H63L62 153V151ZM161 150L163 151V152H161ZM165 150V151H164ZM203 150H205L204 148H203ZM205 150V151H206ZM16 151L15 152H13V153H15L14 155H16L17 156V154H16ZM19 151H20V149H19ZM42 151V150H41ZM149 151V152H148ZM150 151H151V153H152V156L153 157H149L148 155H145L144 153H146L147 154V152H148V154L150 153ZM185 151H187V150H185ZM198 151V153H199V155L196 153H194V158L193 159H191V160H194L197 164H195V162L192 164V165H196L195 167H197V169H198V166H205L206 165V169H208V170H211L212 171V169H213V166L214 167H216V164H214V163H211L209 160L207 161L205 158H207V157H204V155H206L207 153L206 152H204L205 154H203V153H201V150H197ZM200 151V152H199ZM211 151V150H210ZM31 152V151H30ZM33 153H34V151H32ZM43 152V151H42ZM168 152H170V153H168ZM178 152H180V153H178ZM203 152V151H202ZM17 153H18V155H20L19 154V152L17 151ZM41 153V152H40ZM165 153V154H164ZM201 153V154H200ZM22 154V153H21ZM28 154H29V151H28ZM31 154V153H30ZM29 154V155H30ZM35 154H36V149H35ZM128 154V155H129ZM174 154V155H175ZM203 154V155H202ZM34 155V154H33ZM32 155V156H33ZM37 155L39 156V154L37 153L36 154V157H37ZM83 155V156H82ZM127 155V156H128ZM149 155H151V154H149ZM165 155V156H164ZM174 155H169L170 157L171 156H174ZM180 155H179V157H180ZM191 155H192V153H191ZM209 156H210V152H209V154H208ZM207 155V156H208ZM121 156H123V155H121ZM132 156V155H131ZM168 156V160H171L172 158H170ZM176 156V155H175ZM174 156V157H175ZM182 156H183V154H182ZM21 157V156H20ZM28 157V156H27ZM33 157H35V155L33 156ZM36 157L34 158V159H31V161L33 160L34 162H31L32 164L34 163V164H37L38 162H39V158H37L36 159ZM85 157V156H84ZM129 157H130V155H129ZM166 157V158H165ZM173 157V158H174ZM177 157V156H176ZM184 157H185V155H184ZM30 158V157H29ZM32 158V157H31ZM139 158L141 159L140 161H139ZM182 158V157H181ZM181 158H179V160L181 159ZM209 158V157H208ZM22 159V158H21ZM52 159V158H51ZM131 159H132V157H131ZM178 158H175L174 160L177 162V161H179V160H177ZM38 160V161H37ZM132 160H134V158L132 159ZM164 162H163V161ZM212 160H213V158H212ZM216 160V159H215ZM50 161V160H49ZM63 161V162H62ZM174 161V164L176 163ZM181 161V160H180ZM65 162H66V160H65ZM93 162H92V164H93ZM127 162V163H126ZM129 162H131V163H129ZM183 162V161H182ZM182 162H180V163H182ZM214 162V161H213ZM40 163V162H39ZM90 163V162H89ZM142 163H144V165H146L147 164V166H145V167H147L146 169H144L143 167H142ZM166 163L168 164V166L169 167H172V170L170 171L169 170V168L168 169H165L164 167H166L167 165H166ZM32 164H30L29 165V167H31V169H32ZM78 164H80V163H78ZM125 164L127 165V166H125ZM152 164H154V168L152 167ZM178 164V163H177ZM176 164V165H177ZM199 164V165H198ZM212 164H213V166H212ZM28 165V164H27ZM41 165V164H40ZM190 165V164H189ZM198 165V166H197ZM211 165V166H210ZM42 166V165H41ZM51 166V165H50ZM93 166V165H92ZM97 166H96V169H97ZM112 166V168L110 169V167ZM124 166H125V168H124ZM35 167V166H34ZM33 167V168H34ZM38 167H39V164H38ZM38 167H35V168H37L38 169ZM44 167V166H43ZM69 167V166H68ZM91 167V166H90ZM94 167H95V165H94ZM210 167H212V169L210 168ZM42 167H40L39 169H41ZM155 168H157V169H155ZM205 168V167H204ZM46 169V168H45ZM60 169H62V168H60ZM111 170V171H109V172H107V170ZM161 171H160V170ZM165 169V170H164ZM171 169V168H170ZM216 169H217V167H216ZM26 171L28 170V166H27V168L25 169ZM30 170V169H29ZM28 170V171H29ZM94 170H95V168H94ZM153 170V171H152ZM160 171V172H157V171ZM172 171V172H175V174H176V176L177 177H175V181H177L176 183H180V180H182L183 178H185L186 176H185V174H182L183 173V171H182V173H181V171L180 172H176V171ZM194 170V169H193ZM203 170V169H202ZM239 170V169H238ZM41 171V170H40ZM39 171V172H40ZM43 172H44V170H42ZM41 171V172H42ZM72 171V170H71ZM90 171V170H89ZM155 171H156V173H155ZM203 171H205V170H203ZM207 171V170H206ZM24 172V171H23ZM30 172V171H29ZM60 172V171H59ZM208 172V171H207ZM206 172V173H207ZM210 172V171H209ZM238 172V171H237ZM1 173V172H0ZM26 172H24V174H25ZM86 173V172H85ZM99 173V172H98ZM29 173H26L25 174V177H27V176H31L32 174H34V173H32V174H29ZM38 174V173H37ZM37 174H35V176L34 177H36V175ZM43 173H41L40 174V176L42 175ZM115 174V175H116ZM173 174V173H172ZM170 175V177L172 176L173 177V175ZM174 174V175H175ZM214 174V173H213ZM3 175V174H2ZM8 175V174H7ZM6 175V176H7ZM27 175V176H26ZM158 175H160V176H158ZM180 175V176H179ZM16 176V175H15ZM24 176V175H23ZM38 176H39V174H38ZM38 176H37V178H38ZM44 176V175H43ZM61 176V175H60ZM0 177H1V175H0ZM11 177V176H10ZM25 177H23V178H25ZM32 177V176H31ZM31 177H30V180H31ZM172 177H171V180L170 179H168V180H170L171 182L172 181H174V180H172ZM2 178H3V176H2ZM2 178H0V182L2 183L4 180H6L5 179V176H4V178L2 179ZM8 178V177H7ZM33 178V177H32ZM40 178V177H39ZM98 178V179H99ZM152 178H154V179H152ZM187 178H188V176H187ZM207 178H208V176H207ZM3 181H2V180ZM11 179V178H10ZM12 179H13V177H12ZM27 179V178H26ZM29 179V178H28ZM75 179V180H76ZM125 179V178H124ZM15 180L16 179H13V181L15 182ZM35 181H36V179H34ZM34 180H33V184L35 183V185L37 184V186H38V183H36V182H34ZM45 180H46V178H45ZM45 180H43V182L42 183H45L44 181ZM105 180H106V182H105ZM116 181V182H114V183H116V184H113V181ZM165 180V179H164ZM215 180V179H214ZM7 181V180H6ZM8 181H9V179H8ZM7 181V182H8ZM12 181V182H13ZM17 181V180H16ZM22 181H23V179H22ZM26 181V180H25ZM42 181V180H41ZM109 181H112L111 183H110V186L108 187V188H106L107 187V185H109ZM121 181V180H120ZM163 181V180H162ZM166 181V180H165ZM174 181V182H175ZM211 181V180H210ZM31 182V181H30ZM38 182V181H37ZM99 182H101L99 185H100V187H98L97 185H98V183ZM122 182H123V180L121 181V183H119V184H122ZM131 182V183H132ZM155 182V181H154ZM157 182H160L158 179H157ZM206 182H208V181H206ZM0 183V184H1ZM24 183V182H23ZM22 183V184H23ZM25 183H28V182H25ZM24 183V184H25ZM32 183V182H31ZM30 183V184H31ZM40 183V182H39ZM73 183V182H72ZM92 183V184H91ZM97 183V184H96ZM139 183H137V184H139ZM163 184H164V182H162ZM161 183V184H162ZM181 183H182V181H181ZM183 183H185V182H183ZM182 183V184H183ZM212 183V182H211ZM5 184V183H4ZM52 184V183H51ZM73 184V185H74ZM104 184H106V185H104ZM141 184H139V186H141ZM152 184V183H151ZM155 185H156V183H154ZM167 184V183H166ZM169 184V183H168ZM177 184V185H178ZM207 184V183H206ZM214 184V183H213ZM212 184V185H213ZM18 185V183L17 184H15V185H10V186H17ZM27 185V184H26ZM41 185V184H40ZM45 185H48V183L47 184H45ZM55 185H56V183H55ZM54 185V187H56ZM68 185V184H67ZM74 185V186H75ZM115 185H116V187H115ZM147 185H149L150 186V184H147ZM151 186V187H157V186ZM159 185V184H158ZM170 185V184H169ZM210 185V184H209ZM1 186V185H0ZM8 186V185H7ZM21 186V185H20ZM24 186V185H23ZM22 186V187H23ZM28 186H29V184H28ZM34 186V185H33ZM32 186V187H33ZM48 186H50V184L48 185ZM77 186V185H76ZM106 186V187H105ZM120 186V185H119ZM122 186V185H121ZM138 186V185H137ZM136 186V187H137ZM2 187V186H1ZM24 187H26V186H24ZM32 187H30L31 189H32ZM35 187V186H34ZM42 187V186H41ZM51 187V186H50ZM63 187V186H62ZM144 187H145V185H144ZM144 187H142V188H144ZM2 188H5V186H3ZM13 188L14 187H10V189H12L13 190ZM20 188V187H19ZM36 188V187H35ZM43 188V187H42ZM48 187L46 186V189H45V191H47V190H50V196H51V189L50 188H48ZM52 188V187H51ZM77 188V187H76ZM76 188H75V192L77 193V191H76ZM95 188H97V190L95 189ZM106 188V189H105ZM112 188H110V189H112ZM146 188V187H145ZM148 188V187H147ZM18 189V187L16 188V190ZM27 190L26 191H28V189L29 188H26ZM34 189V188H33ZM38 189V188H37ZM53 189V188H52ZM65 189V188H64ZM71 189H73L74 190V188H73V186H72V188ZM119 189V188H118ZM118 189H116V190H118ZM156 189H158V188H156ZM0 190H1V188H0ZM3 190V189H2ZM1 190V191H2ZM8 190H9V188H8ZM15 190V189H14ZM21 190V189H20ZM24 190V189H23ZM34 190H36V189H34ZM44 190V189H43ZM54 190V189H53ZM57 190V189H56ZM56 190H55V192H56ZM59 190L60 191H58L57 190V192H59V193H57V194H55V195H57L55 198H50V196H47L48 194H47V192L46 193H44V194H47L46 196L49 198V200H50V202L51 201H53L54 199H57L58 201L60 200H63V201H65L66 199H70V198H72L74 195L72 194V192H71V190H69L68 191V189H67V192L65 191V192H62V188L60 189V186H59ZM72 190V191H73ZM78 190H81V189H78ZM116 190H114V192L116 191ZM138 190V189H137ZM147 190V189H146ZM152 190V189H151ZM17 191H19V190H17ZM25 190H24V192H26ZM40 191H42V189L40 190ZM40 191H38L37 192V190H36V193H39ZM94 191H96V193L94 192ZM99 191V192H98ZM111 191V190H110ZM154 192H157V190H153ZM8 192V191H7ZM12 192H14V191H12ZM29 193L31 192V191H28ZM26 193V194H28L29 195V193ZM74 192V191H73ZM81 192V191H80ZM81 192V193H82ZM97 192H98V195H97ZM123 192V191H122ZM2 192H0V194H1ZM5 193V192H4ZM16 192H14V194H15ZM19 193H20V191H19ZM18 193V194H19ZM32 194H33V192H31ZM43 193V192H42ZM75 193V194H76ZM100 193V194H99ZM102 193V194H101ZM10 194H11V191H10ZM9 194V195H10ZM24 194V193H23ZM23 194H22V196H23ZM32 194H30L31 196H33ZM35 194V193H34ZM40 194V193H39ZM71 194L73 195V196H71ZM83 194V193H82ZM143 194V193H142ZM3 195V194H2ZM17 195V194H16ZM30 195L27 197V198H29L30 197ZM41 195V194H40ZM40 195H38V196H40ZM53 195V194H52ZM77 195V194H76ZM84 195V194H83ZM94 195H97V197H95ZM113 195V194H112ZM119 195V194H118ZM4 196H6V195H4ZM13 196V195H12ZM12 196H10V197H12ZM15 196V195H14ZM25 196V195H24ZM35 196V195H34ZM38 196H37V198H38ZM82 196V195H81ZM80 196V197H81ZM86 196H87V194H86ZM106 196H108L107 198H105ZM120 196V195H119ZM119 196H115V197H113V199H118L117 197H119ZM0 197H2V196H0ZM6 197H8V196H6ZM6 197H5V199H6ZM16 197H18V196H16ZM20 197V196H19ZM40 197H44L43 195H41ZM47 197H45V199L47 198ZM78 197V196H77ZM80 197H78V198H80ZM90 197V196H89ZM88 197V198H89ZM109 197H110V199H109ZM3 198V197H2ZM13 198V197H12ZM20 198H22V197H20ZM32 198V197H31ZM37 198H36V196H35V199L37 200ZM85 198V197H84ZM84 198H82V199H84ZM18 199V198H17ZM23 200H25L26 199V197H25V199L24 198H22ZM21 199V200H22ZM40 199L41 198H39V202H40ZM43 199V198H42ZM74 199V198H73ZM72 199V200H73ZM7 200V199H6ZM11 200V199H10ZM27 200V199H26ZM48 200V201H49ZM71 200V199H70ZM74 200H76V198L74 199ZM88 200V199H87ZM91 200V199H90ZM124 200V199H123ZM9 201V200H8ZM29 201V200H28ZM27 201V202H28ZM30 201H34V197H33V199H31ZM29 201V202H30ZM38 201V200H37ZM36 201V203L38 204V206H37V204L35 205L37 208H40L41 207V205H44V203L43 204H41V203H39V202H37ZM41 201H43V200H41ZM47 201V203H49ZM55 201V200H54ZM59 201V202H60ZM68 201V200H67ZM78 201V200H77ZM82 201H79L78 203H77V206H79V205H82ZM91 201H93V199L91 200ZM119 201V200H118ZM2 202V201H1ZM0 202V203H1ZM14 202V201H13ZM94 202V201H93ZM3 203V202H2ZM6 203V202H5ZM16 203V202H15ZM19 203H21L20 201H19ZM23 203L25 204V202L23 201ZM32 203L33 202H31V206H32ZM52 203V202H51ZM58 203V202H57ZM64 203V202H63ZM60 204V206L59 205H57L56 206V203L53 205V203H52V205H49L50 207H47L46 209H47V211L48 210H54L55 208H59V207H63V209L61 208V209H59L60 211H62V210H65V205H66V207H67V204ZM86 203H88V202H86ZM111 203H113V204H111ZM9 204V203H8ZM12 204V203H11ZM10 204V205H11ZM14 204V203H13ZM17 204V203H16ZM16 204H14L15 206H16ZM22 204V203H21ZM26 204H28V203H26ZM45 204H46V202H45ZM95 204V203H94ZM20 205V204H19ZM48 205V204H47ZM61 205H64V206H61ZM3 206V205H2ZM5 206V205H4ZM18 206V205H17ZM24 206V205H23ZM28 206V205H27ZM34 206V205H33ZM59 206V207H58ZM69 206H70V204H69ZM113 206V207H112ZM14 207V206H13ZM20 207H21V205H20ZM71 207H73V206H70V208ZM116 207V208H115ZM5 208H7V207H5ZM4 208V209H5ZM23 208V207H22ZM76 208V207H75ZM17 209L18 208H16V211H17ZM20 209V208H19ZM25 209V208H24ZM30 209H33V207L32 208H30ZM66 209H68V208H66ZM77 209V208H76ZM117 209V210H118ZM21 210V209H20ZM33 210H36V209H33ZM32 210V211H33ZM56 210V209H55ZM54 210V212L56 213V211ZM81 210V209H80ZM80 210L78 211V212H80ZM97 210V211H96ZM106 210H107V212H106ZM19 211V210H18ZM30 211V210H29ZM75 211V209L73 210V212ZM77 211V210H76ZM75 211V212H76ZM104 213H103V212ZM112 211V210H111ZM21 212H24V211H20V213ZM59 212V211H58ZM58 212H57V214L56 215H58ZM65 212V211H64ZM69 213L71 212V209L68 211ZM67 212V210H66V213H67V216H70V215H68L69 213ZM110 212V211H109ZM25 213V212H24ZM50 213H51V211H50ZM54 213V214H55ZM62 213H63V211H62ZM61 213V214H62ZM72 213V212H71ZM77 213V212H76ZM76 213H75V215H76ZM97 213V214H96ZM112 213V212H111ZM129 213V212H128ZM133 213V212H132ZM16 214H17V212H16ZM65 214V213H64ZM63 214V215H64ZM80 214V213H79ZM94 214H96V215H94ZM134 214V213H133ZM132 214V215H133ZM18 215V214H17ZM24 215H27V212L24 214ZM23 215V218L25 217ZM59 215H60V213H59ZM81 215V214H80ZM95 217H94V216ZM98 215V216H99ZM20 216V214L18 215V217ZM21 216H22V213H21ZM55 216V215H54ZM65 216H66V214H65ZM64 216V217H65ZM72 216H73V214H72ZM71 216V217H72ZM77 216V218L79 217V219H81L80 218V216H78V215H76ZM100 216H99V218H100ZM131 216V215H130ZM17 216H16V218H18ZM70 217V218H71ZM73 217H75V216H73ZM72 217V218H73ZM82 217V216H81ZM92 217H88V218H92ZM104 217V216H103ZM19 218H21V217H19ZM68 219H70L69 217H67ZM66 218V219H67ZM71 218V219H72ZM76 218V219H77ZM98 218V219H99ZM107 218V217H106ZM22 219V218H21ZM74 219V218H73ZM75 219V220H76ZM78 219V220H79ZM85 218L83 217V219L82 220H84ZM98 219H96V220H98ZM105 219V218H104ZM124 219V218H123ZM82 220H81V222H82ZM100 220V219H99ZM102 220V219H101ZM80 222V223H81ZM141 223V222H140ZM146 223V222H145ZM76 224H78V223H76ZM82 224V223H81ZM80 225V224H79Z\"/></svg>",
  "mask_w": 264,
  "mask_h": 264
}]
</instances>
